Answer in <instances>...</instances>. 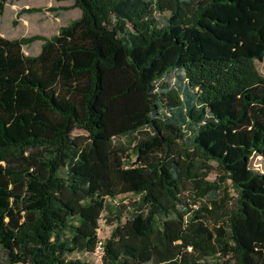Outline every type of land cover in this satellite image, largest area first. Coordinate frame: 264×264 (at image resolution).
<instances>
[{
    "label": "trees",
    "instance_id": "obj_1",
    "mask_svg": "<svg viewBox=\"0 0 264 264\" xmlns=\"http://www.w3.org/2000/svg\"><path fill=\"white\" fill-rule=\"evenodd\" d=\"M53 1L0 28V264H89L103 218L102 264H264V0Z\"/></svg>",
    "mask_w": 264,
    "mask_h": 264
},
{
    "label": "rangeland",
    "instance_id": "obj_2",
    "mask_svg": "<svg viewBox=\"0 0 264 264\" xmlns=\"http://www.w3.org/2000/svg\"><path fill=\"white\" fill-rule=\"evenodd\" d=\"M22 7L18 8L15 5H9L6 7V10L3 16L0 17V28L1 36L4 38H22V37H31V36H43L51 37L56 35L59 29L70 21L78 18L80 12L78 9L72 7L70 3H62L60 5L55 4L53 0H27V5L24 6L23 10H20ZM34 10V12H25L24 10ZM24 11V12H23ZM27 53V52H25ZM259 71L264 73V62L257 64ZM76 134H83L81 131H76ZM253 165L261 168L258 159L253 160ZM220 177V170L212 165L211 171L208 175V180L216 181V178ZM193 190L189 189L188 192L182 197L187 203H189V208L191 211L196 212V215L204 214L202 211V205H207L205 198L198 200L193 203L192 200ZM129 200H133L132 197H127L124 199L123 203H128ZM10 216H15L20 220V223L23 222L22 214L16 212L12 207H9L5 213L0 230L11 235L13 230L8 226V218ZM214 222V221H212ZM211 232L214 236L217 235L215 226H209ZM138 228L141 229V226L138 224ZM111 227L108 226L103 219L99 221V232L98 237L101 243L109 237ZM228 233V228H227ZM6 249L9 252V255L12 259H17L16 253V242L11 240L7 245ZM102 252L98 249L94 254H79L75 257L85 261L89 264H102L101 262Z\"/></svg>",
    "mask_w": 264,
    "mask_h": 264
},
{
    "label": "built area",
    "instance_id": "obj_3",
    "mask_svg": "<svg viewBox=\"0 0 264 264\" xmlns=\"http://www.w3.org/2000/svg\"><path fill=\"white\" fill-rule=\"evenodd\" d=\"M98 249L102 250V244L101 243H99V245L97 247V251H98Z\"/></svg>",
    "mask_w": 264,
    "mask_h": 264
}]
</instances>
